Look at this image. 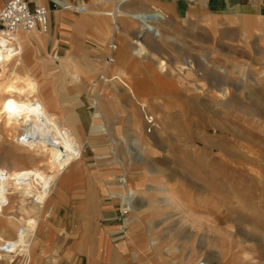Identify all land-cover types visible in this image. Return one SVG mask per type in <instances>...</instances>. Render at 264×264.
<instances>
[{"label":"rangeland","instance_id":"rangeland-1","mask_svg":"<svg viewBox=\"0 0 264 264\" xmlns=\"http://www.w3.org/2000/svg\"><path fill=\"white\" fill-rule=\"evenodd\" d=\"M116 2L105 0L91 8L111 11ZM126 10L134 11L131 5ZM138 16L144 30L140 33L137 23L133 32L115 33L117 38L109 35L98 68L96 64L93 68L92 64H75L80 72L91 68L92 75L83 74L82 81L75 80L69 67L63 75L44 76V91L50 93L52 105L61 109L73 128L79 122V112L89 127L96 110L102 118L96 132L87 131L86 167L50 206L48 200L37 232H24L20 196L9 194L1 210L0 242L21 236L27 241L13 249L10 264H97L101 258L115 264L116 256L109 253L106 258L95 250L94 243L89 251L71 252L70 230L82 219L98 224L108 211L107 216L120 224L119 230L107 237L114 252L118 243L129 238L133 212L140 215L145 211L137 204L147 197L156 208L157 229L164 235L162 242L155 238L158 243L148 253L151 264H196L200 260L264 264V39H259L264 35L239 30L243 22L233 24L227 15L209 23L169 18L161 24L160 33L153 28L166 19L163 11ZM29 32L38 37L43 34L38 30L19 33ZM135 34L140 37L134 40L142 41L149 52L142 57L133 50ZM85 35L89 40L91 35ZM149 35H156L157 41ZM169 36L176 41L168 40ZM22 40V60L34 67V62L41 61V53ZM112 44L117 45L113 69L104 75L108 79L103 84L104 56L111 54ZM159 58L169 64L160 77ZM186 59L194 61L193 68L180 74L177 67ZM184 71H188L186 75ZM224 88L228 92L221 97L217 91ZM146 113L153 123L145 119ZM66 131L64 127L63 133L77 141ZM0 134V165L31 167L32 159L9 138L1 118ZM125 176L131 181L129 193L120 187ZM147 187L162 190L149 194ZM124 196L130 197L132 205L125 218L120 212ZM49 208L51 215L46 218ZM26 246L28 259L24 256ZM179 250L186 256H162Z\"/></svg>","mask_w":264,"mask_h":264},{"label":"crops","instance_id":"crops-1","mask_svg":"<svg viewBox=\"0 0 264 264\" xmlns=\"http://www.w3.org/2000/svg\"><path fill=\"white\" fill-rule=\"evenodd\" d=\"M8 1L9 0H0V9L4 7ZM57 1L82 6L85 9L81 12L85 14L93 13L98 15H80L77 11H70V9L57 6ZM103 1L105 0H27L31 7L43 5L50 10V30L48 33H43L39 35V37L36 34H31L30 32L26 34L23 33L22 35L19 34L22 46V39H25L31 43L28 44L27 47H34L35 51L41 53L40 55L42 56L40 62H34V67H30L29 65L28 67L40 81L41 96L48 108L59 116L63 128L66 127L68 130L66 131L67 134L74 135L79 144L82 146L81 156L68 168H66L63 174L58 178L56 186L47 198L42 211L44 210L48 200L50 206L51 200L56 195L60 196L68 187H70L74 182V177H76L77 174L83 171L86 167L87 159L84 153V145L87 138V131L90 128L89 130L96 132L98 125L101 123L100 119L102 118V114L96 110L92 118V124L89 127L88 120L79 112V122L75 125V128H73L72 125L67 122L61 109L52 105V97L50 93L47 94L44 91L43 81H45V75H63L65 69L68 71L69 67H71L73 69V78L75 80L82 81L83 78L81 75H92V70L90 68L84 70V72H80L75 67V64H92V68L96 65L98 68L99 65H101V56L104 51L103 49L107 44L109 35L113 38H117L115 37V33L126 34L133 32V27L137 23L140 25L139 29L141 33L144 29L142 28L138 15L148 13L156 9L163 11L167 16L164 21L160 22L157 28H153L159 33L162 29L161 24L166 22L169 18L177 21H187L190 23H202L205 21L209 23L210 20H213L216 17L227 15L231 18H228V21H231L233 24L243 22V27H240V25L238 28L239 30L244 32L251 31L253 33L259 32L264 35V0H125L124 2L117 0L113 10L111 11H102L91 8V6H95ZM127 4L131 5L134 11L126 10V7L128 6ZM248 22H251V27L248 26ZM87 33L91 35L89 40L85 35ZM139 37L140 34H135L133 36V50L135 46L134 39H138ZM162 37L164 38L163 34ZM149 38H154L157 41L156 35H153V37L149 35ZM173 38L175 39V37L169 36L168 40H174ZM259 39L263 40L264 37L260 36ZM34 41H40V44H36ZM175 41L176 40L172 42ZM157 43H159V41ZM162 45L163 43H160L159 46L161 47ZM108 56L109 55L104 56L103 61L107 67L104 69L105 74H108L109 72L111 73V69H113L112 65L114 64L112 63L107 65L106 60ZM54 66H57L59 70H54ZM99 177L100 182H104L105 179L103 176L99 175ZM123 179L122 184H120L122 192L129 193L132 190L131 181L127 178V176ZM146 189L149 194H154L162 190L160 187H147ZM86 203L87 202H85V204ZM152 203L153 201L150 197H147V199H145L142 203H140V201L138 202V208L143 206L145 211L140 215L133 212L132 219L128 225V235L126 236L129 238L118 243L114 252L109 246L107 237L112 236L110 234L111 232L118 231L120 224L113 221L111 217L107 216L108 211H105V217L103 216L100 220H98V224L94 223L95 221L91 219H82V222L77 224V227L73 230L67 225L64 226L66 231L71 229L70 237H73V244L69 250L73 253H77L79 249L89 251L92 246L91 243H94L95 250L98 252L101 251L103 256L106 257L109 253L112 255L114 254L116 256L115 264H151L149 262L148 253L152 250L153 246L158 243L155 238L160 237L159 242H162L164 239L162 231L157 229L160 224H157V212L156 208L151 206ZM105 208L106 210H110L109 207ZM50 215L51 210L49 208L46 218ZM159 219L162 221V218L159 217ZM40 223L41 218L39 220V225ZM161 250L162 249L158 248V251ZM162 256L181 258L182 256L185 257L186 254L179 250L174 253H164ZM97 264L108 263L106 259L104 260L101 258L100 262Z\"/></svg>","mask_w":264,"mask_h":264},{"label":"bare ground","instance_id":"bare-ground-1","mask_svg":"<svg viewBox=\"0 0 264 264\" xmlns=\"http://www.w3.org/2000/svg\"><path fill=\"white\" fill-rule=\"evenodd\" d=\"M84 9L82 6L78 8L80 11ZM19 34L0 32V118L2 126L10 135L9 138L25 150L33 165L10 169L0 165V216L3 206L9 200V194H18L19 211L24 216L21 219L24 232L34 234L47 198L65 169L81 156L82 146L63 133L59 116L48 108L42 98L39 79L22 60L23 46ZM134 42L137 43L134 49L137 55L142 57L149 53L141 41ZM192 62V59L183 61L177 67L180 74L183 69H192ZM18 66H22L23 70H17ZM168 66L166 60L159 58L158 77L167 71ZM184 72L186 75L188 71ZM104 77L103 84L108 79ZM256 84L257 80L255 86ZM227 92L224 88L217 91V94L225 97ZM149 118L146 113L145 119L148 121ZM2 141L0 134V142ZM26 242L24 236L17 240L0 242V264L13 262V249ZM29 252V247L26 246V259L29 258Z\"/></svg>","mask_w":264,"mask_h":264},{"label":"built area","instance_id":"built-area-1","mask_svg":"<svg viewBox=\"0 0 264 264\" xmlns=\"http://www.w3.org/2000/svg\"><path fill=\"white\" fill-rule=\"evenodd\" d=\"M56 5L61 8L81 12L78 10L81 6L58 1L56 2ZM49 13L50 10L43 5L31 7L27 0H9L4 7L0 9V32L14 35L20 31L38 30L40 33H48L50 30ZM111 49L112 52L107 57L108 64H112L115 60L113 54L117 49V45H111ZM104 75L105 73L100 74V79L104 80ZM148 122L153 123V117L149 118ZM121 203L122 207L120 208V212L125 218V214H127L132 208L130 197H122ZM197 264L211 263L205 260H200Z\"/></svg>","mask_w":264,"mask_h":264}]
</instances>
